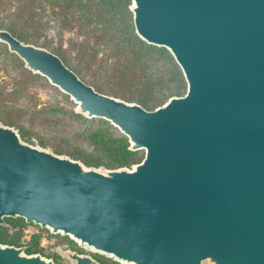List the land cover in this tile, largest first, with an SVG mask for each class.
Wrapping results in <instances>:
<instances>
[{
    "label": "water",
    "instance_id": "water-1",
    "mask_svg": "<svg viewBox=\"0 0 264 264\" xmlns=\"http://www.w3.org/2000/svg\"><path fill=\"white\" fill-rule=\"evenodd\" d=\"M133 4L138 36L167 49L188 84L185 97L152 112L98 93L55 54L0 32L80 114L145 152L133 170L98 172L0 125V226L23 219L122 264H264V0ZM0 264L54 263L0 244Z\"/></svg>",
    "mask_w": 264,
    "mask_h": 264
},
{
    "label": "rangeland",
    "instance_id": "rangeland-1",
    "mask_svg": "<svg viewBox=\"0 0 264 264\" xmlns=\"http://www.w3.org/2000/svg\"><path fill=\"white\" fill-rule=\"evenodd\" d=\"M133 7V0H0V32H9L24 44L55 54L98 93L152 112L173 98L185 97L188 84L175 58L165 48L170 57L148 54L137 58L131 66L124 62L128 61V56L122 57L125 65L122 79L112 73L109 66L121 58V53L126 52L123 56L143 55L140 46L131 38L135 35L146 43L136 33ZM177 66L180 76L176 73ZM151 101L153 108L145 105ZM6 105H12L14 109L10 112L4 109ZM0 112L14 122L15 127L8 126L4 119L0 120V125L14 129L24 143L80 162L87 169L98 172L133 170L145 158V152L139 151L142 161L129 168L86 166L78 157L93 152L87 137L96 124L90 122L102 119H89L80 114L79 105L71 97L45 77L27 69L26 64L2 42ZM76 115L82 116L83 120L75 118ZM12 220L16 219H6V224L0 226L3 240L0 244L21 249L26 256H41L54 264H74L68 254H77L90 257L98 264H122L81 246L68 236L28 225L25 220L24 227L15 228Z\"/></svg>",
    "mask_w": 264,
    "mask_h": 264
},
{
    "label": "trees",
    "instance_id": "trees-1",
    "mask_svg": "<svg viewBox=\"0 0 264 264\" xmlns=\"http://www.w3.org/2000/svg\"><path fill=\"white\" fill-rule=\"evenodd\" d=\"M107 2H123L125 0H105ZM130 28V27H129ZM13 34V33H12ZM16 38V35H14ZM131 38L133 39V42L137 43L141 51L143 52V55H126L123 56V54H126V52H123L119 55L117 61L111 62L109 68L111 69L112 73L114 75H119L122 79V68L124 63L122 62V57H127L128 61H125V65H133L137 62V58H143L146 55H158V56H167L168 52L163 48H157L155 46L147 45L146 43L140 41L135 35H132ZM20 40V39H19ZM123 48H120L119 51H122ZM124 65V66H125ZM67 66V65H66ZM68 67V66H67ZM69 68V67H68ZM71 70V69H70ZM122 70V71H120ZM176 71V70H175ZM74 72V71H73ZM177 75H181V71L177 66ZM153 101L146 102L145 105L148 107H154ZM4 109L10 110V112L14 109L12 105H6L4 106ZM75 118L82 119V116L76 115ZM4 119L6 120V124L11 127H15V123L11 122L8 118L5 117L4 113L0 112V120ZM92 124H96L95 128H91L88 132V140L93 148V152L89 155L86 154L83 157H78L79 160H81L86 166L88 167H99V166H105L108 169H121V168H129L134 164H138L142 161V154L138 152H133L130 150V143L129 139L121 134L118 130H116L113 126H111L108 122L104 120H97V122H90ZM17 128V127H16ZM98 158V160H95ZM11 224L16 227H24L26 224L24 223V220L22 219H16L10 221ZM1 231V229H0ZM5 236V235H4ZM0 241H3L0 238Z\"/></svg>",
    "mask_w": 264,
    "mask_h": 264
}]
</instances>
